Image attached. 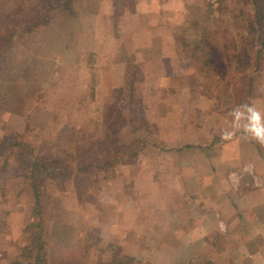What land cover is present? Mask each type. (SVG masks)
<instances>
[{
  "label": "rangeland",
  "instance_id": "374dc122",
  "mask_svg": "<svg viewBox=\"0 0 264 264\" xmlns=\"http://www.w3.org/2000/svg\"><path fill=\"white\" fill-rule=\"evenodd\" d=\"M208 1L215 7L218 4V0ZM52 2L0 0V11L7 5L12 8V13L6 11L4 19L6 35L9 37L10 31L14 33L11 48L9 43L0 57V264L35 262L34 253L23 249L30 231L27 226L33 191L26 188L24 193H19L22 185L19 177L27 164L20 165L25 158L24 151L16 150V143L10 145L14 137L10 136L11 131L21 130L28 116L46 134L45 138L44 133L41 134L43 140L39 145L42 147L38 153L41 168H37L36 173L28 171V175L33 174L38 184L43 185L45 174L51 177L48 169L53 166L51 158L60 156V151V167L68 169L52 181L56 188L54 194L58 196L52 204H58V213L57 217L53 213L54 219L50 221L56 228L49 224L41 237L45 242L42 250L49 261L84 264L88 256L101 254L103 261L111 264L114 257L110 252L114 248L111 239L115 235L119 238L116 246L126 255L125 260L136 255L146 264L168 261L182 242L173 240L166 228L149 223L166 221L165 207L169 202L161 199L166 193L162 195L165 191L161 185L150 187V174L146 184L139 183L138 191L131 179H135L136 173L140 176L141 171L153 169L157 170L155 175L165 178L167 161L176 164L178 155L172 154L166 159V151L171 152L168 149H177V146L171 147L166 141L178 134L183 107L188 105L189 112L196 111L194 106L197 109L208 107L209 112L204 108L205 116L208 118L211 114L214 119L209 108L212 106L214 113L221 115L216 117L230 129L228 113L236 105L230 100L226 83L218 77H196L194 63L184 51V43L197 37V33L181 15L180 8L170 11L179 7L181 0H64L56 13L52 10L48 14L45 8L53 6ZM31 7L41 11L37 21L48 15L51 19L33 34L22 36L23 27H30L33 22L16 23L25 19L24 14L37 15ZM201 9L207 10L208 6L202 4ZM169 22L173 28H169ZM262 35L264 37V31ZM128 65L137 66L132 74L135 72V77L141 79L136 82L133 95L136 131L126 123L120 124L117 146L107 152L104 160L96 161L100 162V169L98 185L94 188L88 174L90 164L80 159L78 151L90 146L86 142L96 145L98 137L95 139V135L99 134L101 126L110 127V123L104 121L111 109L107 103L112 104L114 118L118 117L117 112L122 110L120 102L127 91L126 82L130 79V76L123 79ZM261 71L264 79V69ZM258 74L257 70L249 76L240 73L238 78L243 82L257 80ZM93 76L97 82L92 80ZM169 90L177 93H168ZM250 95L249 104L264 112V82ZM124 96L125 101H129L128 96ZM188 132L194 133L190 129ZM33 135L28 132L26 137ZM237 136L245 138L240 132ZM6 140L9 147H4ZM134 152L138 155H133ZM115 158L119 159L118 163L106 165ZM73 160L75 166L64 163ZM140 188L147 193L141 195ZM79 191L84 194L83 198H73ZM148 193L149 198H153L150 201L144 197ZM135 195L143 196L144 201ZM139 204L146 209L140 212L143 217L135 218ZM150 207H155L158 217L151 219ZM136 222L142 223V227ZM251 244L253 247L247 246L248 249L264 248V241ZM230 245L217 242L211 248L229 250ZM151 250L155 252L153 258L143 256ZM237 260L238 264H256L244 257ZM230 263V258H220L215 264Z\"/></svg>",
  "mask_w": 264,
  "mask_h": 264
},
{
  "label": "trees",
  "instance_id": "16d2710c",
  "mask_svg": "<svg viewBox=\"0 0 264 264\" xmlns=\"http://www.w3.org/2000/svg\"><path fill=\"white\" fill-rule=\"evenodd\" d=\"M49 1L50 0H48V2ZM63 2L64 0H53L52 3L55 4L51 7L48 6V8H45V11L49 14L52 10H54L56 13L59 9V4ZM202 4L207 5L208 9H201ZM5 8L0 11V42H3L0 44L1 58L5 53V48L9 46V43L11 48V43L13 42L12 38L14 37V33L11 31L9 37L6 35L8 31L5 26L4 19L6 20V11L12 13V8L10 5L5 6ZM8 8H10V10ZM37 8L38 7L30 8L33 9L37 15L22 14L25 19H21L18 23H16L23 24L22 20L33 22L32 26L23 27L24 32L22 36L33 34L36 30H38L40 25H43L51 19L49 17L50 15H48L47 17L44 16L41 18L40 21H37L39 18V12H41ZM177 8H180L181 15L185 16V18L190 21L191 29L197 33V37L187 39L184 43V51L194 63L196 77L199 79L200 77L210 79L209 76L212 78L218 77L221 82L223 81L226 83L230 100L233 102L234 106L249 103L251 92L255 90L257 86L260 88L264 82L261 71L264 69V37L262 35L264 31V0H218L216 7L213 2H209L208 0H181L179 7L171 8L170 11H175ZM215 10L217 13H214ZM168 24L170 26L169 28H173L172 22H169ZM128 66L126 67L127 70L124 79L128 76H130V79L126 82L127 91L126 94L124 92L123 100L120 102L122 110L120 109L117 112L118 117L114 118L112 104L107 103L111 109L106 113L107 115L105 116L104 121L105 124L109 122L110 127L108 128L106 125H104V127L101 126V131L98 132V135H95V139L98 137L96 145L91 146V142H86V145L90 146L78 151L80 159L84 158L85 163H88L87 165L90 164L88 174L92 179V186L94 188L98 185V171L100 169V162L98 163L96 161L104 160L107 152L113 150V148L117 146V142L120 139V126L125 125L123 123H126V126L131 128L133 131L135 130L133 126L135 98L133 95L135 92V84L141 79L135 77V72L133 73L134 75L132 74V71L135 67L137 68V66ZM256 70L257 74L259 72L257 80L249 79L247 81V79H245V82H243V80H239L238 76L240 73L249 76L250 73L254 71L256 72ZM92 80L97 82L96 76H93ZM89 92L94 93V90H89ZM124 95L128 96L129 101H125ZM55 116L57 118L58 114ZM28 117L25 119L24 126L21 130L11 131L10 133V136H14L10 145L13 146L16 143V150L24 151L22 155H24L25 158L21 161L20 165L23 163L27 164L26 169L22 168L23 173L19 177L22 182L20 188L21 191H19V193H24L26 188H30L33 191L34 198L32 203H30V223L27 226L30 231L26 238L27 241L25 245H23V249L34 253V264H52L44 250H42L45 246V242L44 239H41V237L43 234H46V227L49 226V224L50 226L56 228V224L50 221L51 219H54V216L57 217L58 213V204H52L58 200V196L54 194L56 188L54 186V182L52 181L61 172H68V169L60 167V159L62 157V153L60 151V156L51 158V163L53 164L48 163L53 165L52 167H48L51 172V177L47 178L49 173L45 174V180L42 182L43 185H41V183L38 184L37 179L33 178V174L28 175V171L36 173V169L40 167L38 153L41 152L40 148L42 147L39 148V145L43 138L46 137L43 129L36 127L35 120L28 119ZM59 122L60 121L58 120V123ZM71 122H74V120L71 119ZM29 124H31L30 127ZM71 125L73 127V124ZM50 126L51 124L49 127ZM28 132H31L32 135L34 133L35 134L32 138H29L26 137L28 136ZM41 134L44 135L42 139ZM132 136H135V133H132ZM7 141L9 140H6L4 144L7 143ZM4 147L9 146L5 144ZM133 155L137 156L138 152H134ZM118 160L119 159L117 158L113 161L106 160V165L118 163ZM64 163L66 166H75L74 160L71 163ZM93 166H95V168ZM51 183H53L52 187ZM69 194L73 195L72 193ZM82 195L84 194L79 191L72 197L75 198L76 196L78 198H83ZM94 200H96V198H94ZM50 210H53L52 217ZM32 239L36 240L31 242ZM118 241L119 238L116 235L111 239V242L114 245V248L110 251L114 255L111 264H146V261L142 259V257L136 255L130 260H125L126 255L121 252L120 246H116ZM205 243L206 242H196L192 245L182 246L170 256L168 261H162L156 264H215L217 251L211 248V246L215 243ZM199 250H202L205 257H200L198 254L195 258H192L199 252ZM151 253L148 251L143 256H150L153 258L155 256V252ZM75 263L76 262H64L62 264ZM84 264L107 263L103 261L101 254H99V256H88V258L85 259Z\"/></svg>",
  "mask_w": 264,
  "mask_h": 264
},
{
  "label": "crops",
  "instance_id": "0c3cea01",
  "mask_svg": "<svg viewBox=\"0 0 264 264\" xmlns=\"http://www.w3.org/2000/svg\"><path fill=\"white\" fill-rule=\"evenodd\" d=\"M204 108L209 112L208 107L197 109L194 106V112H189L188 105L183 107L182 127H177L178 134L166 141L171 147L177 146V149H168L171 152L166 151V159L172 154L178 155L176 164L167 161L166 177L155 175V169L141 171L142 176L136 173L131 184L138 191L139 183L146 184L150 174V187L161 185L165 191L162 195H166L161 199L164 203L165 200L169 202L165 207L166 221L149 223L166 228L173 240L182 242L171 255L180 247L196 242H223L231 243V249L216 248L217 261L230 258V264H238L237 257H244L256 264H264V248H247L250 245L253 247L251 243L264 241V146L250 139H240L237 133L230 141L222 140L221 132L227 127L216 117L221 116L220 113H214L215 108L210 106L214 119L211 114L206 118ZM189 129L194 133L190 135ZM140 189L141 195L147 193ZM151 194L144 196L147 201L153 199L149 198ZM137 198L144 201L143 196ZM143 209L146 208L141 204L137 206L135 218L143 217L144 214H140ZM150 210L153 211L151 219L158 217L155 207H150ZM138 227H142V223ZM198 254L205 257L199 250L192 258Z\"/></svg>",
  "mask_w": 264,
  "mask_h": 264
},
{
  "label": "clouds",
  "instance_id": "9594fccd",
  "mask_svg": "<svg viewBox=\"0 0 264 264\" xmlns=\"http://www.w3.org/2000/svg\"><path fill=\"white\" fill-rule=\"evenodd\" d=\"M228 116L231 118V128L222 130V140L230 141L240 132L245 138L264 146V112L253 104L244 103L235 106Z\"/></svg>",
  "mask_w": 264,
  "mask_h": 264
}]
</instances>
